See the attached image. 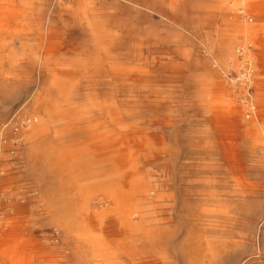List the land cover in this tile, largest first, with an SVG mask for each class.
I'll use <instances>...</instances> for the list:
<instances>
[{
  "label": "rangeland",
  "instance_id": "374dc122",
  "mask_svg": "<svg viewBox=\"0 0 264 264\" xmlns=\"http://www.w3.org/2000/svg\"><path fill=\"white\" fill-rule=\"evenodd\" d=\"M0 264H264V0H0Z\"/></svg>",
  "mask_w": 264,
  "mask_h": 264
},
{
  "label": "bare ground",
  "instance_id": "6f19581e",
  "mask_svg": "<svg viewBox=\"0 0 264 264\" xmlns=\"http://www.w3.org/2000/svg\"><path fill=\"white\" fill-rule=\"evenodd\" d=\"M253 29V28H252ZM254 30V29H253ZM256 30V29H255ZM254 32V31H253ZM237 51V50H236ZM239 52L240 53H242V55H245L246 56V54H247V49H245V47L243 46V47H241L240 48V50H239ZM247 57V56H246ZM248 62L249 61H246L245 62V66H243L242 68H241V79L243 80V81H246V83L248 82V80L250 79V77H251V68H250V66L248 65ZM249 64H250V62H249ZM255 69V68H254ZM245 83V84H246Z\"/></svg>",
  "mask_w": 264,
  "mask_h": 264
}]
</instances>
